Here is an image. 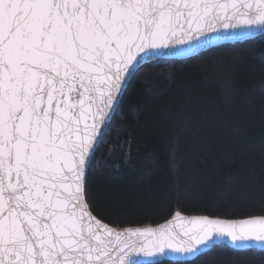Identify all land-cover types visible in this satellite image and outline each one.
Listing matches in <instances>:
<instances>
[{
	"label": "snow or ice",
	"instance_id": "1",
	"mask_svg": "<svg viewBox=\"0 0 264 264\" xmlns=\"http://www.w3.org/2000/svg\"><path fill=\"white\" fill-rule=\"evenodd\" d=\"M257 36L264 0H0V264H190L217 247L264 249V205L114 228L93 215L89 187L145 64Z\"/></svg>",
	"mask_w": 264,
	"mask_h": 264
},
{
	"label": "trees",
	"instance_id": "2",
	"mask_svg": "<svg viewBox=\"0 0 264 264\" xmlns=\"http://www.w3.org/2000/svg\"><path fill=\"white\" fill-rule=\"evenodd\" d=\"M107 131L89 187L93 213L112 226L157 224L176 210L223 218L259 214L264 37L145 64ZM190 264H264V251L222 246Z\"/></svg>",
	"mask_w": 264,
	"mask_h": 264
},
{
	"label": "water",
	"instance_id": "3",
	"mask_svg": "<svg viewBox=\"0 0 264 264\" xmlns=\"http://www.w3.org/2000/svg\"><path fill=\"white\" fill-rule=\"evenodd\" d=\"M245 40H249L248 38H245V39H241V40H233V41H220V42H218L217 44H215V45H213V46H211V47H214V46H218V45H221V44H226V43H236V42H242V41H245ZM210 47V48H211ZM207 50V49H206ZM202 51H205V50H202ZM201 51V52H202ZM164 58H168V59H184V58H179V57H164ZM129 84V83H128ZM128 84H127V87H128ZM126 87V88H127ZM125 92V91H124ZM124 94V93H123ZM93 215H95L94 213H93ZM181 215L182 216H186V217H191V216H198V215H206V214H192V213H183V212H181ZM97 218H99L97 215H95ZM208 216H210V215H208ZM212 217H217V216H212ZM218 218H223V217H218ZM99 219H101V218H99ZM232 219H240V218H232ZM104 221V220H103ZM105 222V221H104ZM105 223H107V222H105ZM166 223H171V224H176V223H179L177 220H176V217H175V215H173L172 217H170L169 219H167L166 221H163V222H160V223H157V224H151V225H133V226H130V227H146V226H150V227H159L160 225H162V224H166ZM109 224V223H108ZM110 226H112L111 224H110ZM112 227H114L115 228V226H112ZM250 248H257V249H259V250H262V251H264V249H261L260 247H250ZM246 249H249V248H246ZM143 259L145 260V261H148V260H150L151 259V257H143ZM193 259H195V258H193ZM192 259V260H193Z\"/></svg>",
	"mask_w": 264,
	"mask_h": 264
}]
</instances>
